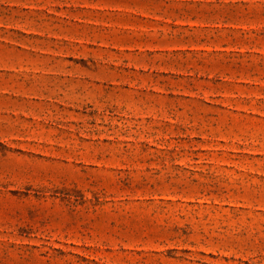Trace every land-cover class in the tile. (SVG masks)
<instances>
[{
    "label": "rangeland",
    "instance_id": "rangeland-1",
    "mask_svg": "<svg viewBox=\"0 0 264 264\" xmlns=\"http://www.w3.org/2000/svg\"><path fill=\"white\" fill-rule=\"evenodd\" d=\"M0 264H264V0H0Z\"/></svg>",
    "mask_w": 264,
    "mask_h": 264
}]
</instances>
